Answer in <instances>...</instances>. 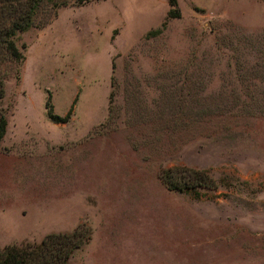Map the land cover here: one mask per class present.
Returning a JSON list of instances; mask_svg holds the SVG:
<instances>
[{
	"label": "rangeland",
	"instance_id": "rangeland-1",
	"mask_svg": "<svg viewBox=\"0 0 264 264\" xmlns=\"http://www.w3.org/2000/svg\"><path fill=\"white\" fill-rule=\"evenodd\" d=\"M66 1L0 48V249L85 223L68 264H264V0Z\"/></svg>",
	"mask_w": 264,
	"mask_h": 264
},
{
	"label": "trees",
	"instance_id": "trees-1",
	"mask_svg": "<svg viewBox=\"0 0 264 264\" xmlns=\"http://www.w3.org/2000/svg\"><path fill=\"white\" fill-rule=\"evenodd\" d=\"M90 0H77L84 4ZM66 0H0V48L15 59H21L12 37L18 31L32 27L38 10L67 5ZM167 17H179L177 0H168ZM7 21V22H6ZM74 105V101L72 103ZM72 105L64 116L55 114L47 103V116L57 123L68 121ZM6 119L0 115V141L5 133ZM160 179L169 190L194 192L198 188L216 187L215 181L204 170L169 168L161 172ZM91 240V230L79 223L74 230L65 233H49L38 244H9L0 249V264H68L73 253Z\"/></svg>",
	"mask_w": 264,
	"mask_h": 264
}]
</instances>
